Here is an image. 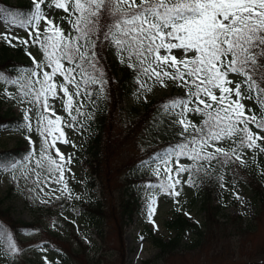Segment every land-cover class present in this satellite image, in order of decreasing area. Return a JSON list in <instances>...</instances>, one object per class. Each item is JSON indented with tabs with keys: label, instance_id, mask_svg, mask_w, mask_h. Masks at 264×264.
Wrapping results in <instances>:
<instances>
[{
	"label": "snow or ice",
	"instance_id": "snow-or-ice-1",
	"mask_svg": "<svg viewBox=\"0 0 264 264\" xmlns=\"http://www.w3.org/2000/svg\"><path fill=\"white\" fill-rule=\"evenodd\" d=\"M30 4L27 11L0 6V40L13 47H35L41 57L26 52L31 66L15 78L0 70V81L20 86L16 92L0 87V94L28 105L22 114L24 126L18 130L29 144L26 159L34 165L37 186L44 184L54 195L59 189L51 185L63 184V191L71 195L64 172L71 173L66 166L72 157L57 145L72 143L65 129L77 128L81 109L88 99L95 101L92 91L99 94L107 83L101 45L137 74L138 91H151L152 81L183 92L162 102V110L174 117L170 124L179 129L178 142L140 161L151 175L165 178L158 187L168 195L179 197L178 185L195 186V178L210 175L216 164L244 165L247 151L264 153V0ZM57 12L63 15L57 17ZM14 27L25 30L26 36L15 35ZM33 135L40 140L38 148ZM20 163L0 160V170H15ZM149 200V222L158 230L151 218L155 197ZM5 237L10 254L22 251L12 233L0 226V238ZM138 239L142 251L144 237ZM45 261L55 264L47 257Z\"/></svg>",
	"mask_w": 264,
	"mask_h": 264
},
{
	"label": "rangeland",
	"instance_id": "rangeland-1",
	"mask_svg": "<svg viewBox=\"0 0 264 264\" xmlns=\"http://www.w3.org/2000/svg\"><path fill=\"white\" fill-rule=\"evenodd\" d=\"M10 1L30 2V0ZM61 15H63L61 12L56 13L57 17ZM64 27L66 28L67 25L65 24ZM0 31H4L2 21H0ZM13 32L21 37L26 36L23 29L14 27ZM2 42L3 40H0V43ZM26 50L31 51L37 59L41 58L35 47L26 48ZM106 51L107 53L104 51L102 54L104 60H109L110 64L116 61L120 67L121 63L116 56H113L111 50ZM105 72L107 83L102 91L106 95L109 93L107 77L109 74ZM148 83L152 85L151 91L143 89L138 91L136 78V86L132 85L131 89L124 90L120 104L114 108V116L109 109L107 110L113 124L112 137L118 149L113 152L112 158L110 157L111 163H108L105 168L111 169L113 178L117 176L119 192L123 191L121 184L127 178L126 175L134 171L138 162L145 158L152 146L167 137L165 133L170 135V130L174 129L170 124L174 117L163 110L159 109L157 112L154 110L149 116L144 115L146 104L173 93L175 86L169 84L167 88H162L152 84V81ZM0 87L13 92L18 85L0 81ZM107 101L110 102V98ZM55 103L59 111L60 102ZM86 103L81 109L84 123L89 105L88 102ZM98 106H100L99 103L93 108L97 110ZM0 107L3 111L10 110L18 116L23 114L24 108L28 105L21 104L18 99L15 101L6 99L3 94H0ZM93 108L88 113V117L92 120L96 117ZM61 115H63L62 112ZM141 116H144V121L139 123L138 119ZM81 117L82 115L78 114V119ZM94 131H82L79 127L75 130L66 128L65 132L72 143L57 145L66 156L72 157L71 164L66 166L71 169V173L64 172L67 187L71 192L70 196L63 191V184L51 185V189H59L54 195L44 184L37 186L32 175L34 165L30 159L25 158L15 170H0L2 207L9 208L15 220L36 223L33 230L19 234L25 239L18 245L22 251L18 254H6L0 250V264H46L45 257L55 264H180L179 260L184 261L185 264H264V202L257 204L255 193L251 188L233 176L216 177L220 189L216 190L211 197H213V205H220L216 218L218 217L221 221V226L214 222L210 230L203 227L213 237L211 244L206 249L187 247L183 254L186 257L184 260L179 257L172 260L174 259L172 256L163 258L159 255L160 249L150 240V235L144 232L148 229L158 237L169 239L174 233L166 227V221L171 219L177 211L192 222L202 226L206 224V213L200 209L199 203L194 201L197 193L192 186L178 185L177 189L181 194L176 197L168 195L158 187L165 182L164 177H157L158 182L149 181L140 190L142 201L140 211L134 216L132 222L123 227L120 221L113 218L111 209L107 215L103 216L83 209L81 204L83 200L98 199L104 203L113 199L116 203L117 188L112 187V184L103 188L101 182L96 180L95 186L88 188V181L93 178V174L85 163L86 148ZM19 132L6 126L0 127V150L23 146L22 148L28 149L26 154L28 157L29 144L24 133ZM33 139L37 141L38 148L39 138L33 135ZM73 144L75 147L72 146ZM181 159L182 162H187ZM148 184L156 185V187L148 188ZM107 188L111 189L107 190ZM57 196L61 198L56 199ZM151 196H154L156 200L155 211L151 218L158 225V230H154L153 224L149 222ZM176 200L179 204L174 203ZM105 205L107 208L108 204ZM257 212L261 214L258 215ZM185 213H189L190 216ZM140 236L144 237L142 251L139 247ZM191 238H194L191 233L185 238L188 246L192 243ZM79 245L82 251L79 250ZM222 246L225 247L222 248ZM64 249L71 253L70 260L63 255Z\"/></svg>",
	"mask_w": 264,
	"mask_h": 264
},
{
	"label": "trees",
	"instance_id": "trees-1",
	"mask_svg": "<svg viewBox=\"0 0 264 264\" xmlns=\"http://www.w3.org/2000/svg\"><path fill=\"white\" fill-rule=\"evenodd\" d=\"M0 6L27 11L30 9L31 4L30 2L12 3L10 0H0ZM101 49V56L104 51L107 53V51L104 50V45H101ZM26 52L27 50L23 45L17 44V46L13 47L9 46L4 41L0 43V70L5 71L6 74L14 78L22 70L30 67L32 62L26 55ZM101 63L105 71L109 74L107 75L109 79V93L105 95V93L99 92V94H97L93 91L92 96L95 98V101L93 102L92 99L87 101L89 104L87 106V114H85L87 119L85 120V123L83 119L79 121L83 122V129L94 128L96 130L92 135L93 137H90L91 141L87 143L86 149L88 155L85 162L93 174V178L88 181L89 188L95 186L96 180L101 182L103 188L112 184V187L117 188V194L115 196L116 203L113 202V199L105 201L104 203L100 200L90 199L83 200L81 204L83 209L88 210V212H94L96 215L100 216L107 215L111 209L113 218L120 221V225L123 227V225L132 222L135 214L139 211L141 204L139 203L138 197H136L135 187L132 186H137L140 181L144 180L147 169L143 171V168L140 167V162H138L139 168H137L131 175H128L123 186L121 185L123 191L119 192V183L116 180L117 176L113 178L111 169L105 168L108 163H111L110 157L112 158L113 152L118 149L115 145L114 138L112 137L111 127L113 124L107 114V110L109 109V112L113 115L114 108L121 102L124 90L131 89L132 85L133 87L136 86L137 76L132 69L123 64L118 67L116 61L110 64L109 60L105 61L103 58ZM181 95H183V92L179 89L177 93L173 92L159 100L151 101L145 105L146 113L144 116H149L154 110L156 112L159 109L162 111L163 101L169 97ZM108 98H110V102L107 101ZM97 103H99L100 106H98L97 110L95 109L96 119L91 120L88 118V113ZM144 116H141V118L138 119L139 123L144 121ZM194 119L198 121L199 118L194 116ZM19 120H22L21 117L16 116L14 112L10 110L3 111L0 107V125H5L11 128H22L23 122H19ZM173 128L174 129L170 130V135L169 133H165L167 137L151 147L148 153H146L145 158L158 150H162L170 145H175L178 142L180 138L179 129L174 126ZM25 154L26 152L21 146L8 150H0V160L5 162L19 161L25 159ZM244 159L246 161L244 165L239 163H232L224 166L216 164L214 170H209L211 173L210 175L202 174L195 178L196 184L195 186H192V188L197 193V196L194 201H196V203L198 202L200 209L206 213L207 223L202 226L201 224L189 221L183 214L177 213L166 223L168 229H171L174 232V235L170 239L164 240L162 237H156L151 233L150 238L156 246L161 249V255L163 258L172 256L174 258L172 260H176L178 257L184 260L186 257L183 254L187 247L206 249L208 245L211 244V238L213 237H211L203 227L210 230V226L214 222H217L218 225L221 226V221L218 217L216 218V216H218V208L220 205H213V197H211L216 190L219 191L220 189L216 177L222 176L221 178H225L228 176H234L239 181L245 182L251 188L255 193L257 204L261 201L264 202V153L254 150L247 151V155ZM144 183L145 182H141L139 185H143ZM108 189L111 188H107V190ZM105 204H108L107 208ZM257 214L260 215L261 212H257ZM35 224L36 223L34 222L13 219L10 214V209L3 208L2 203L0 202V226L12 233V236L17 241L18 245L25 241V239L19 234L28 230H33ZM190 233L194 238H191L190 241H192V243L188 246V241H185V238ZM224 247L222 246V248ZM0 250L9 254L7 237L0 238ZM79 250L82 251L80 245ZM62 252L67 259H71V253L68 250L64 249ZM178 262L180 264H185L184 261L181 260Z\"/></svg>",
	"mask_w": 264,
	"mask_h": 264
}]
</instances>
